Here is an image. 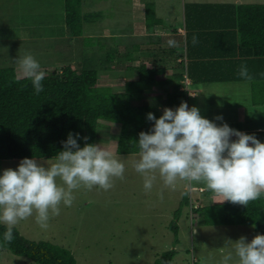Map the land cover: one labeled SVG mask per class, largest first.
Wrapping results in <instances>:
<instances>
[{
  "label": "rangeland",
  "instance_id": "rangeland-1",
  "mask_svg": "<svg viewBox=\"0 0 264 264\" xmlns=\"http://www.w3.org/2000/svg\"><path fill=\"white\" fill-rule=\"evenodd\" d=\"M82 1L83 5L86 4L85 11L88 10V4H92L91 6L96 4L99 6V11L103 15L106 14L103 21L90 24L89 28L96 32H101L103 29L102 31L108 33L109 28H113L114 25L115 28L131 27L127 16L128 0ZM154 1L157 4L158 14L166 18L170 24H173L174 16L183 13V6L188 2L264 5V0ZM111 6L120 10L114 18L108 12ZM107 14L108 18H106ZM138 29L132 30V33L135 36L142 35L145 40L147 36L144 27L139 25ZM181 32L183 33V30ZM159 33L162 34V31L160 30ZM82 38H73L67 33L64 0H0V66L14 67L18 81L23 77L18 72L15 59L31 54L46 74L65 67L71 71L77 68H96L97 86L110 87L115 92H121L126 79L122 78V71L131 69L129 66L138 68L140 63L152 66V57L156 61L157 49H159L151 43L141 44V49L136 54L138 62H125L123 55L126 51L123 45L115 46L113 49L110 41L106 40L104 41L106 48L101 50L98 46L84 47L80 43ZM51 42H54L52 53ZM153 52L155 55L152 56ZM108 54H113L115 61L112 63L113 69L104 70L106 63L100 65V59ZM154 65L159 64L154 63ZM11 80L9 78L10 82ZM188 90L191 91L192 87ZM250 92L247 83L207 85L201 96L197 95L196 100L188 97V102L190 108L202 103L200 106L203 112L209 115H212L211 110L214 109L217 113H214L211 120L218 124L217 126H221L222 124L215 119L217 116H222L224 111L220 109H225L227 105L234 103L247 104ZM250 109L247 112L254 114ZM234 110V112L238 111L236 107ZM205 113L202 117L210 120ZM227 116L229 119L233 117ZM239 124L247 130L262 126V121L261 118L253 115L246 121H240ZM118 133L119 125L98 121L95 145L101 144L102 147L123 158L124 179H115L114 186L107 191L98 187H94L91 191L83 187L74 190L75 199L72 205L68 207L61 204L60 214L50 216L46 228L36 222L35 213L19 221L14 229L24 239L33 242L44 241L64 248L72 254L76 264H153L162 252L170 249L176 251L172 264H218L223 254L233 251V246L228 241L235 242L243 236L246 237L247 242H251L254 235L250 226L203 224L200 214H195L196 210L191 208V204L195 203L199 195L197 189L195 191L193 189L200 185L207 190L203 182L193 181L191 191L186 192L183 182H178L173 189L165 187L163 181L158 178L151 191H146L143 187V177L133 167L138 154L118 155L115 152ZM36 160L48 167L54 163L55 158ZM20 161L17 159L0 161V174L8 168L15 170ZM160 192H163V199H160ZM184 194H187L190 203L182 206L181 200ZM172 223L177 228L176 234L170 229ZM0 224L8 227L6 224ZM194 229L195 235H193ZM0 264L34 263L11 253L2 252Z\"/></svg>",
  "mask_w": 264,
  "mask_h": 264
},
{
  "label": "trees",
  "instance_id": "trees-1",
  "mask_svg": "<svg viewBox=\"0 0 264 264\" xmlns=\"http://www.w3.org/2000/svg\"><path fill=\"white\" fill-rule=\"evenodd\" d=\"M82 4V0H64L65 24L71 37H80L83 24L98 22L103 17L101 11L84 12ZM212 11H222L216 14L219 17L216 21L221 27L225 23L227 27L224 28L235 30V33H226V41L221 42L215 33L203 34L208 27L205 17ZM144 16L147 31H152L160 23L155 17L152 2L144 3ZM184 16L187 67L181 61L179 72L166 77L164 63L159 66L160 63L153 61L149 67L144 63H140L138 68L129 66L131 69L122 71V77L126 79L121 92L97 86L96 68L53 70L46 74L42 81L43 91L39 94H36L31 80L13 81L9 72L0 70V161L55 158L63 150L62 142L67 140L69 133L74 138L79 134L77 143L81 148L85 146V137L87 144L95 145L100 120L119 125L115 152L118 155H134L139 151L136 144L139 133L150 132L154 124L147 119V115L152 113L156 119L161 117L156 110L157 104L149 105L159 98H151L153 100L146 103L145 93L153 87L171 84L162 105L174 110L181 102L187 103L188 94L181 88L185 76L196 83L242 82L246 80L238 75V71L241 65H246L248 71L257 68L261 71L262 77H257V81L264 88V70L261 69H264V5L190 4L185 6ZM194 35L198 40L196 45L192 43ZM90 40L83 41L87 43ZM100 42L101 39L95 41L101 50L105 49L106 46ZM150 43L155 42L151 40ZM211 49L216 52L210 53ZM138 51L140 44H133L123 55V60H137ZM163 52L170 54L173 61L180 57L183 59L181 53L171 49ZM237 56L240 58L234 60ZM114 59L113 54H108L100 59V65L106 63L104 70L113 69ZM211 67L219 76H209ZM181 203L182 206L190 203L187 194L183 195ZM196 213L207 226H250L254 237L264 235V195L246 206L219 201L210 203L196 209ZM170 229L176 234L177 228L173 223ZM6 230L7 227L0 224V253L8 252L34 264H76L68 250L44 241H28L14 228V239L7 243L3 239ZM175 254L174 249L164 251L153 264H172Z\"/></svg>",
  "mask_w": 264,
  "mask_h": 264
},
{
  "label": "clouds",
  "instance_id": "clouds-1",
  "mask_svg": "<svg viewBox=\"0 0 264 264\" xmlns=\"http://www.w3.org/2000/svg\"><path fill=\"white\" fill-rule=\"evenodd\" d=\"M175 43L168 41L169 46ZM192 43H198L195 35ZM15 61L20 76L31 80L36 94L42 92L46 73L33 55L25 54ZM238 75L253 79L246 65L240 66ZM147 119L154 121V127L139 133L138 158L133 162L146 191H151L159 178L165 187L173 189L183 182L186 192L191 191L193 181L203 182L220 203L246 206L264 195V143L255 135L232 129L226 123L217 126L186 102L175 110L165 108L159 119L152 113ZM79 138V134L74 138L69 133L62 142L63 150L48 167L34 158H24L15 170L8 168L0 174V223L8 226L5 242L11 243L14 226L34 213L36 222L46 228L50 216L60 214L61 204L72 205L74 190L98 187L107 191L115 179H124L122 157L101 144H87V137L81 148ZM159 196L163 199V192ZM228 242L233 251L223 254L218 264H264V235H256L251 242L243 236Z\"/></svg>",
  "mask_w": 264,
  "mask_h": 264
},
{
  "label": "crops",
  "instance_id": "crops-1",
  "mask_svg": "<svg viewBox=\"0 0 264 264\" xmlns=\"http://www.w3.org/2000/svg\"><path fill=\"white\" fill-rule=\"evenodd\" d=\"M128 1L129 2L128 3L126 2V3H127V12H128L127 16L129 17V20H130L129 25H131L130 28L126 29V28L121 27V26L120 27L118 26L115 28V25H114L113 28H109L108 33H105L104 31H102L103 29H101V32H96L94 29L89 28L90 24H92V23H88V24L82 25V35L80 37H77V38L83 37L82 39H80V43H82V45L84 47L87 45V43H88V46H98L97 44L99 42H96L97 43L96 44L95 41L97 39H101L102 42H100V44L104 45V41L109 40L110 45H112V47L110 46L111 48L114 49L115 46L119 47L120 45H123L124 46L123 48H125L124 49L125 51H128L129 47L132 46L134 43H137L140 45L141 44H147V43L150 44V41L154 40L155 43L153 45H156L157 47H159V49H157L156 62L160 63L159 66H161V64L164 63L163 65L167 68L166 73H165L166 77H168L170 75L172 76L175 73L179 72L178 64L181 61H184L185 62L184 66L187 67L188 60L186 57V49H185V44H184L185 36H186V29H185L186 23H185V16H184L185 6L190 5V4H206V5H212V6L232 4V3L207 4V3H200V2L199 3L188 2V3H185L183 6V13L180 12L178 15H176L177 17L174 16L173 24H170L167 22L166 18H163L162 16H160L158 14L157 4L154 0H151L153 5H154L155 17L160 21V23L158 25L154 26L152 31H147L145 29L144 3L149 2V1H147V0H128ZM83 4H84V2H83ZM91 5L92 4L87 5V7H88L87 11H85L86 4L83 5L84 12L99 11L98 5L95 4V5H93L94 7ZM249 5H255V4H249ZM113 7L114 6H111L110 9L108 10V12L112 15L111 16L112 18L116 17L118 15V13H120V10L118 8H116V7L113 8ZM221 12L222 11H220L219 13H221ZM219 13H216V11H212L209 16L205 17V25H207L211 29H208V27H206L207 30H205L203 32V34L209 33V32L215 33L216 38H219L221 40V42H223V41H226L228 38L226 36V33L227 32L235 33V30L224 28V27H227V26H225V23L222 24V27L220 26V22L216 21V19L219 18L216 14H219ZM105 15H103L102 19L98 22L103 21ZM106 18H108V14H107ZM178 21H179V24L177 25ZM139 25H142L144 27L145 35L147 36L145 40L141 37L142 35L141 36H135L132 33V30L138 29ZM160 30L162 31V34L159 33ZM181 30H183V33L181 32ZM138 31H140V30L138 29ZM62 35H61V37H63ZM57 38H59V37H57ZM73 38H76V37H73ZM87 38H91L92 40H90V42L86 43L83 40L87 39ZM203 38L205 39V36H203ZM169 40H174L176 42L175 46H169V44H168ZM182 43L184 44V46L180 47L179 45H181ZM51 48H52L51 49V53H52V52H54L53 51L54 42H51ZM140 49H141V46H140ZM169 49H171V50H173L179 54L181 53L183 55V59H181V57H180V58H177L175 61H173V59H171L169 56L170 54L163 52V50L168 51ZM208 51H210L209 48H208ZM212 51L213 50L211 49L210 53L216 52V50H214L213 52ZM165 54H167L166 57L169 56V58H166ZM153 55H155L154 52H153L152 56ZM152 58H153L152 61H155L154 57H152ZM164 58H166V59H164ZM239 58L240 57L237 56L233 59L236 60ZM163 59H164V61L160 62V60L162 61ZM89 60H92V58H89ZM223 60H225V59H223ZM124 61L128 62L126 60H124ZM133 62H138V61L135 60ZM132 68H134V67H132ZM212 69L209 70V72L211 73L209 76H211V77L219 76L216 73V70L215 69L212 70ZM261 69L264 70L263 67ZM0 70H4V71L9 72L11 79H14V81H18L16 79L17 75H16V73H14L15 72L14 67H12V66H9V67L8 66H0ZM170 71H172V72H170ZM249 74L253 75V79L251 81L246 80V81H242V82L208 81V82H203V83H196V82H192L191 80H189L187 78V76H185L184 80L187 79V85L184 84V80H183L181 88L187 92L188 97H191L194 100H196L197 95L200 94V96H201L203 94L204 88L207 87V85L236 84V83L244 84V83H247L249 85V89L251 90L250 95L248 96V100H249L248 103L245 105L242 103L229 104L225 107V109L224 108L220 109L221 111H224L222 116H221L223 119L218 120V121L221 124L226 123L229 127L232 126L231 127L232 129H235V130L240 131L242 133H245L248 135H255L256 139H258L261 143H264V88L261 85H259L260 82L257 81L258 78L262 77V74L258 68L255 70H249ZM23 79H26V78H22L19 81H21ZM173 83H174V81H173ZM171 86H172L171 84H167V85L162 84L159 87L151 88L149 91H147V93H145V94H147V98L145 99L146 103L153 100L154 97L159 98L156 101L153 100L154 102H151L149 105H156L157 104L156 110L160 116L163 115V110L165 108H167V107L162 105V101L165 97V94L168 91H170ZM189 87H192L191 91L188 90ZM151 98H153V99H151ZM187 104L189 106L188 98H187ZM200 105H202V103L198 104L196 107L199 109L200 114L202 116L205 112H203V109L201 108ZM234 107H236V110H238L237 112H234L235 111ZM189 108H190V106H189ZM249 108H251L250 111H253L252 113H254V114L247 112ZM214 113H217V112H215V110L212 109L211 110L212 115H209L206 113L205 114L207 115L206 117H208L210 119V121H212L211 117L214 116ZM227 115H232L233 117L229 119ZM253 115L261 118L262 126H258L255 128H248L246 130L241 124H239L240 121H242V120L246 121L247 118H250ZM234 121H236L237 123ZM212 122H214V121H212ZM231 122L233 124H231ZM153 127H154V124L151 127V129ZM231 139L234 141L236 139V137H232ZM136 154H138V153H136ZM136 154H134V155H136ZM196 189H197V192L199 195H198V198L196 199L195 203L193 202L191 204L192 209H195V210L200 209L201 207H203L205 205L219 201V199L214 197V194L211 191L206 190L203 186L199 185V186L195 187V189H193V190L195 191Z\"/></svg>",
  "mask_w": 264,
  "mask_h": 264
},
{
  "label": "built area",
  "instance_id": "built-area-1",
  "mask_svg": "<svg viewBox=\"0 0 264 264\" xmlns=\"http://www.w3.org/2000/svg\"><path fill=\"white\" fill-rule=\"evenodd\" d=\"M184 84L187 85V79L184 80ZM175 110V109H174Z\"/></svg>",
  "mask_w": 264,
  "mask_h": 264
}]
</instances>
